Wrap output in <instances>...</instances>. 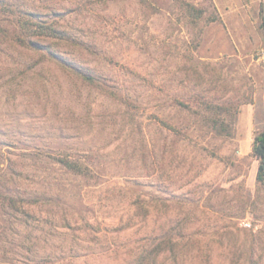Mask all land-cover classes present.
<instances>
[{"label":"rangeland","instance_id":"obj_1","mask_svg":"<svg viewBox=\"0 0 264 264\" xmlns=\"http://www.w3.org/2000/svg\"><path fill=\"white\" fill-rule=\"evenodd\" d=\"M262 130L264 0H0V264H264Z\"/></svg>","mask_w":264,"mask_h":264},{"label":"trees","instance_id":"obj_2","mask_svg":"<svg viewBox=\"0 0 264 264\" xmlns=\"http://www.w3.org/2000/svg\"><path fill=\"white\" fill-rule=\"evenodd\" d=\"M21 20H18V22H20ZM24 26V24L22 25ZM55 30V29H52ZM24 32V31H23ZM20 40H25L24 37H21ZM37 50L43 52L44 50H46V47H44L43 45H36ZM51 57L57 60H60L63 64L71 67L74 71L78 72L80 75H82L84 78L86 79H92V77L87 73V71L85 69L79 68V67H75L73 65H70L69 63H67L64 59H62L61 57H58L57 55H53V53H50ZM254 153L256 154V156L259 159V166H258V175L257 178L259 181H264V130L260 131L259 133L256 134L255 136V140H254ZM58 161L65 166L67 169L75 171V172H79V173H83L86 174V169L85 167L77 162V161H72L70 159H66V158H60L58 159Z\"/></svg>","mask_w":264,"mask_h":264}]
</instances>
